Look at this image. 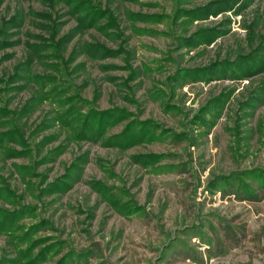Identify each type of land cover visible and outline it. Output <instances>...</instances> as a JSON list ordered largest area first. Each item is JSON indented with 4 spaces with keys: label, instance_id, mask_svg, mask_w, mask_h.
<instances>
[{
    "label": "rangeland",
    "instance_id": "374dc122",
    "mask_svg": "<svg viewBox=\"0 0 264 264\" xmlns=\"http://www.w3.org/2000/svg\"><path fill=\"white\" fill-rule=\"evenodd\" d=\"M0 264H264V0H0Z\"/></svg>",
    "mask_w": 264,
    "mask_h": 264
}]
</instances>
